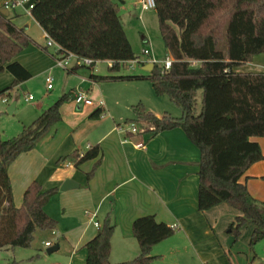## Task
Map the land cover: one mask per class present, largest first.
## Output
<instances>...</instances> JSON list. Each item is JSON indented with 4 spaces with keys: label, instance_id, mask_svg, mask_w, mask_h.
<instances>
[{
    "label": "trees",
    "instance_id": "trees-1",
    "mask_svg": "<svg viewBox=\"0 0 264 264\" xmlns=\"http://www.w3.org/2000/svg\"><path fill=\"white\" fill-rule=\"evenodd\" d=\"M153 1L159 34L171 64L163 72L153 64L146 76L118 73L122 63L139 58L119 17V5L125 1L34 0L29 13L59 45L56 53L111 62L103 75L86 65L72 66L66 69L68 72L86 69L93 82L148 79L156 95L166 96L181 110L179 116L164 113L159 118L137 102L131 106L133 118L125 124L133 123L137 134L150 137L181 129L200 153L198 210L203 212L227 203L238 212L227 232L237 239L241 228L251 224L248 246L252 250L264 239V202L253 198L239 179L250 165L264 158L258 144L251 140L264 137V72L236 69L264 54V0ZM29 43L24 31L0 9V73L7 71L13 76L12 83L0 90L4 100L14 87L30 78L28 71L14 60ZM72 93L58 97L16 135H0V250L29 248L35 231H53L57 226V221L44 211L57 188L43 190L37 181H32L22 194L21 204L16 206L7 168L60 121V107ZM101 113L97 108L90 116ZM99 150L98 145H93L63 159L78 166L97 157ZM114 228L110 215H106L95 236L83 246L86 264H154L159 255L151 253L152 247L176 231L175 226L157 222L153 215L137 217L131 230L138 254L112 263L109 256ZM7 264L20 262L12 260Z\"/></svg>",
    "mask_w": 264,
    "mask_h": 264
},
{
    "label": "crops",
    "instance_id": "crops-1",
    "mask_svg": "<svg viewBox=\"0 0 264 264\" xmlns=\"http://www.w3.org/2000/svg\"><path fill=\"white\" fill-rule=\"evenodd\" d=\"M14 1L0 0V9L30 39L29 45L14 60L28 71L30 78L43 80L47 96L36 100L33 97L30 103L25 101V95H28L25 94L23 100L28 105L19 108L17 96L11 94L18 92L19 88H26L29 78L14 87L5 100L0 98L7 116L6 122L0 125L1 137L16 135L23 125L31 123L58 97L73 93L60 107V121L7 168L16 206L21 204L22 194L32 181H37L43 190L57 188L44 211L57 221L55 234L45 231L49 234L45 241H51V246L57 244L58 249L51 254H43L38 245H31L29 253L14 256L13 260L20 264H86L83 246L97 232L94 223L100 224L108 214L115 225L109 260L112 263L130 260L139 252L131 230L132 222L137 217L150 214L157 222L176 227L175 233L152 247L151 253L159 255L154 264H264V239L252 250L248 246L251 224L241 228L237 239L227 232L229 223L238 214L236 210L224 202L203 212L198 210L200 153L181 129L162 131L152 137L145 133L127 132L125 121L129 119V107L131 110L137 102L143 103L159 118L164 113L179 116L181 110L170 100H164V96H145L146 99L129 96V81L93 82L86 69L68 72L57 66L51 56L52 49L44 48L45 32L29 13L28 6L34 0H21L22 6L14 5ZM132 8H139V16L145 12L135 1H125L119 12L132 19L135 17ZM145 40L150 44L149 38L142 35L143 43ZM155 56L151 50V55L141 62L143 70L151 71L148 70L149 59L157 60ZM103 62L105 70L97 71L95 65L94 73H107L109 64ZM236 70L264 72V54L254 56L250 63ZM47 76L52 78L49 90L45 85ZM12 81L10 73H0V88L8 87ZM77 91L86 92L94 105L76 104L74 94ZM98 102H102V106L98 107ZM97 108L101 109L103 116L91 117ZM12 117L13 122L8 120ZM251 140L258 144L264 156V137H251ZM93 145L100 148L94 159L78 166L63 159L75 152L82 153ZM92 169L93 174L87 178L86 174ZM67 179L74 184L61 191L59 188ZM239 182L245 185L253 198L264 202V158L250 165Z\"/></svg>",
    "mask_w": 264,
    "mask_h": 264
},
{
    "label": "rangeland",
    "instance_id": "rangeland-1",
    "mask_svg": "<svg viewBox=\"0 0 264 264\" xmlns=\"http://www.w3.org/2000/svg\"><path fill=\"white\" fill-rule=\"evenodd\" d=\"M133 1V0H128ZM129 4V3H128ZM124 4L119 5V7L123 6ZM129 6V5H128ZM126 6L125 8L128 9L129 7ZM132 11H135V17L132 19H129V16L123 15V12H119V17L121 24L124 28L125 34L131 44V48L133 52L139 56V58L135 63L130 66V63L123 64L120 67L119 74L124 75H144L146 76L148 74L147 71L142 69L141 62H144L146 59V55L142 53V50L145 47H148L147 44L143 43L142 41V35H146L150 40V46L152 52L156 55L155 58L157 59V66H160L159 61L163 60L168 54L165 53V49L163 46L162 39L159 34L158 30V24L157 19L155 15L154 9H149L148 11L143 12L141 16H139V8L135 10L134 8L131 9ZM259 60V59H257ZM106 68V64L103 61H99L96 64L97 71H104ZM247 69H253L251 66H246ZM31 80L29 81L28 85H26V88H23L22 90H19L18 92H13L12 96H17L18 98V104L19 108L27 107L28 103L25 102L24 95L25 94H31L35 100L36 98H39L41 96H47L46 90L44 88L43 80L37 77H31ZM2 89V88H0ZM50 94V92H49ZM129 96H143L144 99L145 96H158L154 93L151 83L148 79L143 80H132L129 81ZM164 100H169L166 96L162 97ZM138 101V100H137ZM136 101V102H137ZM30 102V101H29ZM31 103V102H30ZM135 103V102H134ZM0 125L4 124L6 122L7 116L4 113L3 106L0 104ZM181 112V111H180ZM132 112L129 107V118H132ZM8 120L13 122V117ZM3 135V132H1ZM37 234L34 233L33 242L31 245H38L40 249L42 250L43 254H46V247H43V242L45 239H48L49 234L48 232H43L42 234H39V231L37 230ZM262 241V240H261ZM260 242V241H259ZM42 246H40V245ZM29 253L28 248H15L14 251L12 249H2L0 250V264H7L8 262L13 260V257H21L22 254Z\"/></svg>",
    "mask_w": 264,
    "mask_h": 264
},
{
    "label": "built area",
    "instance_id": "built-area-1",
    "mask_svg": "<svg viewBox=\"0 0 264 264\" xmlns=\"http://www.w3.org/2000/svg\"><path fill=\"white\" fill-rule=\"evenodd\" d=\"M123 1H128V0H123ZM135 1L140 9L142 11H148L149 9H153L154 8V1L153 0H133ZM14 5H18V6H22L23 5V1L21 0H15ZM32 7V4H30L28 6V10H30V8ZM145 43L147 44V46L142 50V53L146 56H150L151 55V49H150V44L147 40H145ZM45 46L46 48H51L52 52L51 54H55L52 55L53 61L55 62V64L63 69H68L72 66L75 65H86V66H95L99 61L96 60H92L89 58H85V57H79L73 53H67V54H59L56 53V50H59V45L56 44L46 33H45ZM150 62L152 64H156L158 61L155 60L154 58L151 57V59H149ZM136 61H129L128 63H130V66H132L133 63H135ZM107 63L109 65H111L110 61H107ZM160 63V67L162 69V72L167 70L170 67L171 64V58L169 56H166L163 60L159 61ZM45 85H46V89L49 90L52 88V78L50 76H47L45 78ZM33 99V96L28 94L25 95V101H30ZM74 102L76 104L79 105H83V106H92L94 105V102L91 98H89V96L87 95L86 92L84 91H77L74 94ZM102 106V102H98V107ZM100 116H103V114H100ZM127 125V132H130L131 134H137L136 133V127L133 123H129L126 124ZM121 129V128H120ZM141 144H138V146H140ZM95 226L98 227V223L95 222L94 223ZM52 234H55V231H52ZM52 245L51 241H45L44 242V246L45 247H50Z\"/></svg>",
    "mask_w": 264,
    "mask_h": 264
},
{
    "label": "water",
    "instance_id": "water-1",
    "mask_svg": "<svg viewBox=\"0 0 264 264\" xmlns=\"http://www.w3.org/2000/svg\"><path fill=\"white\" fill-rule=\"evenodd\" d=\"M149 65H150V69H148V70H151V69L153 68V64L150 63ZM9 111H10V108H7V112H8V113H11V112H9ZM73 184H74V183H73L71 180L67 179V180H65V181L63 182V184L60 186L59 189H60L61 191H64V190L70 188L71 185H73ZM57 249H58V245H57V244L54 245V246L47 247V248H46V253H47V254H51L52 252L56 251Z\"/></svg>",
    "mask_w": 264,
    "mask_h": 264
}]
</instances>
